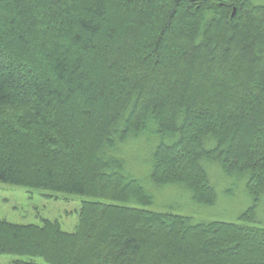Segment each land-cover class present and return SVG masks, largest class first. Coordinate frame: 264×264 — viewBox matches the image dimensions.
Masks as SVG:
<instances>
[{
    "label": "trees",
    "instance_id": "16d2710c",
    "mask_svg": "<svg viewBox=\"0 0 264 264\" xmlns=\"http://www.w3.org/2000/svg\"><path fill=\"white\" fill-rule=\"evenodd\" d=\"M127 1L55 0L60 43L38 11L53 0H0V181L89 197L72 232L49 219H0V255L27 258L16 264H264V228L254 224L264 195V3L157 0L167 5L159 18L139 5L128 19ZM250 20L260 34L241 30ZM139 69L150 72L145 81L133 78ZM228 73L237 87L220 89ZM191 82L200 90L188 95ZM160 83L168 104L144 102ZM249 99L255 122L229 121ZM248 136L258 152L240 142ZM152 138L155 188L179 186L213 205L209 170L219 167L246 181L254 204L239 222L145 208L155 196L129 150Z\"/></svg>",
    "mask_w": 264,
    "mask_h": 264
},
{
    "label": "rangeland",
    "instance_id": "374dc122",
    "mask_svg": "<svg viewBox=\"0 0 264 264\" xmlns=\"http://www.w3.org/2000/svg\"><path fill=\"white\" fill-rule=\"evenodd\" d=\"M137 1L139 4L136 2V0H130L123 3V6L126 8V12L128 14V19L131 18L133 12L137 11L136 7H139V5H142L144 7L143 10H145L146 6L151 5L156 10L155 13L157 14V18L161 16L160 13H162V10L166 9L167 7L166 4H163L157 0ZM252 1L257 4L264 3V0ZM56 5L57 4L55 0H53V2L49 4L48 10H46V12L40 10L38 11L40 14H43L45 19L49 18L46 30L47 36L50 37L51 35L52 37L57 38V40L61 43L58 34H56L53 28H51V20L56 17ZM33 6L36 8V3H34ZM145 13H149V15H152L154 11ZM133 23L134 26H136V23ZM150 23H154L153 18ZM146 27H148V25H146ZM246 27H249L253 33L260 34L259 23L250 20L241 26V30H244ZM229 28L230 24H228V29ZM239 36V38H242L243 35L239 34ZM138 37V35L136 36L132 34V36L128 39L127 44L131 45L133 44V42L136 43ZM175 40L171 38V40L168 41L169 45L172 46L173 43H176L177 49L179 48L181 51L186 49L184 44H182L180 41H178L177 43ZM250 40L251 39H249V41ZM222 46L223 43L221 42L218 50L213 51V54H216V52L218 51L221 52ZM121 60L122 58L121 56H119L114 61L116 63ZM192 71H189L184 75V77H182V79L178 82L176 88L179 89L183 87L186 79L191 77ZM202 71L203 69L201 71L199 70L198 72L202 73ZM207 75L208 73L204 71L203 78L207 77ZM149 76V71L139 69L137 77L134 76L133 78L137 82H142L145 81V79ZM231 77L232 75L229 74V76H226V78H219L220 89L224 88L223 86L227 84H231L233 85V87H237V84L232 83ZM165 86L166 85L160 83L158 86H156V88H153L149 92L147 91L144 102L150 103L149 101L151 99H156L157 101H161L162 104L167 105L168 102L164 100L166 97L168 98V91L166 90ZM190 86L191 91L188 92V95H190L194 90H196L197 93V89L200 90V87L198 88V85L195 84V82H191ZM249 100V103L246 104L244 109L236 106V108H238V110L240 109V111H238L236 108L235 109L237 111H230V114L227 116L228 120L231 121L236 117L240 118L244 115L246 116V121L244 122L245 126L252 125L255 122V112L252 110L254 106H258H256V104L253 103L251 99ZM245 109H247L246 112L244 111ZM261 124L262 119L261 121L259 120L256 128H258ZM236 135L237 137L241 136V134L237 133ZM253 139L254 138H250V136H248V139L245 138L242 141L240 139V142L243 143L246 148L252 150L254 148V150L258 152L260 145L257 143L253 144ZM240 142H238L237 146L241 144ZM153 144L155 145L156 141L152 138L150 142H141L139 143V145L132 147L129 150L131 162L133 164V167H131L132 170L138 177L142 178V180L146 183V186L153 191L155 196L154 203L152 205L146 206L145 208L151 210L169 211L177 214L191 216L194 220L198 221L221 220L228 222H239L240 215L254 204L253 196L250 195L246 189V181L244 179H231L224 177L219 167V169L217 168V170H209L210 180L216 188L217 195V200L213 205H204L195 201L190 191L179 186H165L162 188H155V185H153L148 180L151 168L149 160L151 157V147ZM81 171L82 170H80V172ZM88 198L89 197L83 195H72L65 192L26 187L0 181V219H6L10 222L19 224H43L45 220L49 219L52 221H58L64 230L72 232L76 229L77 223L79 221L82 202L84 199ZM256 219L257 221L254 224L256 226L264 228V195L261 197L258 206L256 207ZM26 259V257L14 254H2L0 255V264H16V261ZM36 260L38 263L44 264V261L41 258H37Z\"/></svg>",
    "mask_w": 264,
    "mask_h": 264
}]
</instances>
